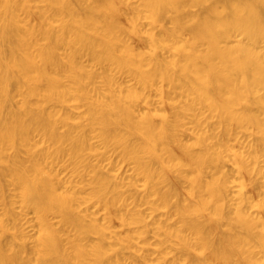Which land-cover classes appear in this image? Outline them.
<instances>
[{
    "label": "bare ground",
    "instance_id": "1",
    "mask_svg": "<svg viewBox=\"0 0 264 264\" xmlns=\"http://www.w3.org/2000/svg\"><path fill=\"white\" fill-rule=\"evenodd\" d=\"M0 264H264V0H0Z\"/></svg>",
    "mask_w": 264,
    "mask_h": 264
},
{
    "label": "rangeland",
    "instance_id": "2",
    "mask_svg": "<svg viewBox=\"0 0 264 264\" xmlns=\"http://www.w3.org/2000/svg\"><path fill=\"white\" fill-rule=\"evenodd\" d=\"M136 43V42H135ZM135 45H138V44H135Z\"/></svg>",
    "mask_w": 264,
    "mask_h": 264
}]
</instances>
